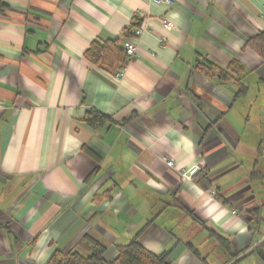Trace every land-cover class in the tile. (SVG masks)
<instances>
[{"label": "crops", "instance_id": "1", "mask_svg": "<svg viewBox=\"0 0 264 264\" xmlns=\"http://www.w3.org/2000/svg\"><path fill=\"white\" fill-rule=\"evenodd\" d=\"M262 31L264 0H0V264L110 262L137 235L173 264H264ZM114 40V72L86 58Z\"/></svg>", "mask_w": 264, "mask_h": 264}, {"label": "trees", "instance_id": "2", "mask_svg": "<svg viewBox=\"0 0 264 264\" xmlns=\"http://www.w3.org/2000/svg\"><path fill=\"white\" fill-rule=\"evenodd\" d=\"M141 23L134 22L133 25L123 32L124 37L131 38V31L134 27L140 26ZM135 34V33H134ZM118 41H108L103 44L95 42L86 52V58L93 64L103 67L110 72H114V58L116 61L124 62L125 57L122 55V50H119L117 46ZM247 47L254 50L264 61V31L259 32L255 37L247 41ZM119 54L122 57H119ZM210 62V61H209ZM199 66V71L208 78H219L225 82L231 81L232 75L222 69L221 67L213 64ZM235 66H231L234 68ZM238 81V80H237ZM247 88L241 85L237 97L245 94ZM109 118L97 113L91 112L87 117L86 122L92 128H98L103 126ZM195 181L203 188H209V180L206 175H199ZM138 236H135L133 240L126 246L118 247V256L113 261H107L105 259V246L97 244L91 254H83L79 251H71L69 253H62L56 251L47 264H173L170 260V253L164 252L156 255L145 249L138 242Z\"/></svg>", "mask_w": 264, "mask_h": 264}, {"label": "built area", "instance_id": "3", "mask_svg": "<svg viewBox=\"0 0 264 264\" xmlns=\"http://www.w3.org/2000/svg\"><path fill=\"white\" fill-rule=\"evenodd\" d=\"M155 4H166V5H173L175 3V0H152ZM162 23H163V26L164 28L167 30V31H171L175 28V25L174 23L169 19V18H164L162 20ZM143 34V29L142 28H137L135 30V35L136 37H139ZM125 53H126V56H127V62H129V60L131 59H134L136 56H137V45L135 44V42L133 41H128L126 43V46H125ZM127 62H125L121 67L120 69L115 73V76L117 78H121L123 77L124 75V71H125V68H126V65H127ZM165 162L167 163V165L171 168H174L175 167V162L173 159H168V158H165L164 159ZM196 169L198 170H202L203 169V165H198L196 167ZM190 172L189 173H185L184 176L186 178H189L190 177Z\"/></svg>", "mask_w": 264, "mask_h": 264}, {"label": "water", "instance_id": "4", "mask_svg": "<svg viewBox=\"0 0 264 264\" xmlns=\"http://www.w3.org/2000/svg\"><path fill=\"white\" fill-rule=\"evenodd\" d=\"M197 172H199V170L198 169H194L193 173H197Z\"/></svg>", "mask_w": 264, "mask_h": 264}]
</instances>
